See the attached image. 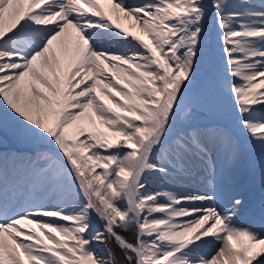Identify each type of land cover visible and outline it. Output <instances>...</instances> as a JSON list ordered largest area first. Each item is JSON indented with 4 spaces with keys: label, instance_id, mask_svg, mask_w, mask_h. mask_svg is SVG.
<instances>
[{
    "label": "snow or ice",
    "instance_id": "1",
    "mask_svg": "<svg viewBox=\"0 0 264 264\" xmlns=\"http://www.w3.org/2000/svg\"><path fill=\"white\" fill-rule=\"evenodd\" d=\"M221 96L247 144L197 124ZM0 105L47 145L0 152V264H264L244 200L153 183L259 147L264 184V0H0Z\"/></svg>",
    "mask_w": 264,
    "mask_h": 264
},
{
    "label": "bare ground",
    "instance_id": "2",
    "mask_svg": "<svg viewBox=\"0 0 264 264\" xmlns=\"http://www.w3.org/2000/svg\"><path fill=\"white\" fill-rule=\"evenodd\" d=\"M130 2L133 3H141L143 0H130ZM255 3H259V0H254ZM211 22H214L211 19ZM131 22L129 21H122V24L124 27H129ZM214 25V24H212ZM138 32V29H137ZM69 41V46H71L72 43V37L67 38ZM104 47H110L113 49L117 48V44L114 41H107L103 44ZM8 111V117H4V112ZM13 114L10 113L9 110L6 109L5 106L0 105V140L2 141L3 145L6 146V148H9L8 151L5 152V150H2L1 152L10 153V154H17L20 153L19 149L14 145L17 144L16 141H14V131H17L18 133L21 132V129L18 125L15 124V122L10 118ZM222 129V128H221ZM224 132L227 133V135L231 136L227 131L222 129ZM239 131L244 132L241 128H239ZM246 133V132H244ZM234 139H237L241 141L244 144H247V135L244 137H234L231 136ZM12 147V148H10ZM216 151V149H214ZM22 154V153H21ZM261 150L259 147L252 148L251 154L246 155L244 161L237 167L230 166L226 160L219 158L217 156V159L215 161L216 163V171L217 170H225L226 168H232L229 170V177L231 180L234 179H240L239 186L236 190L230 188L232 191H229V193L226 191L229 189L228 187H223L221 184L211 185V184H205L204 182H200L197 178H194L191 176L192 170L189 172H184L181 174L174 173L168 180L166 181H159L154 179L156 187L162 186V184L166 183L169 188L179 192V193H186L190 192L196 189L200 190H206L213 186L218 188L220 191L225 192L229 199L232 197H237V193L243 192L245 194L244 198H248L249 202H245L244 206L242 207L239 217L237 219V224L241 227L252 229L253 231L257 232L258 234H264V184L261 183L260 175H259V161L261 158ZM249 159L256 161V168L253 169L249 166ZM212 161L209 160L208 164H211ZM196 165H199L203 167L204 169H207L211 172L210 168L197 161ZM235 175V176H233ZM201 176V175H197ZM232 183V182H229ZM250 188L252 190H250ZM226 189V190H225ZM253 190H256V194H254V198L250 196L253 194ZM252 192V193H251ZM251 194V195H250ZM254 200V203L252 204V200Z\"/></svg>",
    "mask_w": 264,
    "mask_h": 264
},
{
    "label": "rangeland",
    "instance_id": "3",
    "mask_svg": "<svg viewBox=\"0 0 264 264\" xmlns=\"http://www.w3.org/2000/svg\"><path fill=\"white\" fill-rule=\"evenodd\" d=\"M210 2V0H209ZM214 22L209 20L207 25L210 33V41L214 43L216 48L219 50L220 55L223 57V53L221 51V46L219 44V30L215 27ZM205 67L202 69L201 73V84L207 81L209 74L205 72ZM233 110L234 106L227 97H219L216 103V106L212 108L210 111H205L201 114L200 119H198L197 124L199 126H218L219 128L224 129L227 131L231 136L234 137H244L247 134L244 132L239 131V126L233 118ZM184 125L182 123H178L177 131L183 129ZM14 141L17 142L14 145L19 149V152L22 154H32L37 151L38 148L40 149H47V145H37L30 139H28L23 132L21 131L18 133L14 131ZM12 148V147H10ZM5 145H3L2 141L0 140V152L2 150H8ZM238 180V179H237ZM155 184V182L153 181Z\"/></svg>",
    "mask_w": 264,
    "mask_h": 264
},
{
    "label": "water",
    "instance_id": "4",
    "mask_svg": "<svg viewBox=\"0 0 264 264\" xmlns=\"http://www.w3.org/2000/svg\"><path fill=\"white\" fill-rule=\"evenodd\" d=\"M222 60L219 58L217 54V49H215L214 45L211 43L210 45V60L208 61V66L206 71L209 74V70L211 69L213 72H217L221 68Z\"/></svg>",
    "mask_w": 264,
    "mask_h": 264
},
{
    "label": "trees",
    "instance_id": "5",
    "mask_svg": "<svg viewBox=\"0 0 264 264\" xmlns=\"http://www.w3.org/2000/svg\"><path fill=\"white\" fill-rule=\"evenodd\" d=\"M109 247L112 248L116 252V255H117V258H118L120 264H125V262L123 260V253L120 252V250L117 248L116 244L114 242H111L109 244Z\"/></svg>",
    "mask_w": 264,
    "mask_h": 264
}]
</instances>
